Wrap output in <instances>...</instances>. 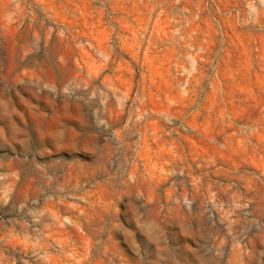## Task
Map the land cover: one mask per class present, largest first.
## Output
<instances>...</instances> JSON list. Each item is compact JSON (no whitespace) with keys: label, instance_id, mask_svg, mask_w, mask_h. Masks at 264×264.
I'll return each mask as SVG.
<instances>
[{"label":"rangeland","instance_id":"374dc122","mask_svg":"<svg viewBox=\"0 0 264 264\" xmlns=\"http://www.w3.org/2000/svg\"><path fill=\"white\" fill-rule=\"evenodd\" d=\"M0 264H264V0H0Z\"/></svg>","mask_w":264,"mask_h":264}]
</instances>
